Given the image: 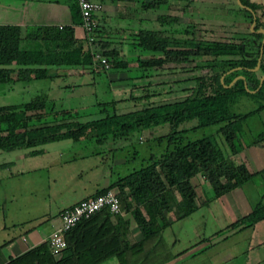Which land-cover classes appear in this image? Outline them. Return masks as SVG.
<instances>
[{
	"label": "trees",
	"instance_id": "trees-1",
	"mask_svg": "<svg viewBox=\"0 0 264 264\" xmlns=\"http://www.w3.org/2000/svg\"><path fill=\"white\" fill-rule=\"evenodd\" d=\"M170 1L176 0L139 1V7L143 13L156 11L161 5L169 6ZM237 1L238 9L249 17V23L254 18L251 29L247 28L245 34L237 38L238 42L196 39L193 23L173 27L176 18L163 14L156 16L158 29H137L126 35L127 44L133 49L158 54L146 60L134 58L133 67L128 60L118 57L117 50H107L105 42H97L108 64L107 69L97 75L123 71L129 79H144L149 76V70L161 69L172 61L184 63L182 71L190 70L186 69L188 66L194 70L202 66L209 70L218 68L219 74L240 70L242 78L234 80L229 87L220 86L219 90L204 94L198 91L195 82L179 99L153 105L146 103L120 112L115 106L125 99L114 98L62 113L53 111V103L45 95L0 106V151L30 149V155L41 153L42 146L51 142L128 139L133 133L140 134L161 124L168 126L167 133L150 138L157 139L158 145L164 142V146H158L156 153H149L139 168L117 177L94 193L113 191L120 212L129 214L139 239L128 240L129 220L103 209L79 220L63 234L65 247L57 257L51 255L45 240L3 264H99L108 258H115L119 264H162L170 257L161 238L162 230L170 225L165 214L171 213L177 220L204 203L196 196L197 185L193 180L196 176L203 179L216 198L259 173H250L243 162L233 161V157L245 148L240 138L242 124L247 117L264 111V41L261 43L262 34L257 32L258 29L264 31V24L256 15L258 4ZM69 11L72 23L79 25L75 2ZM94 36L97 38V29ZM258 58V67L253 70ZM92 66L84 36L76 37L71 25H32L25 26L21 32L17 25L0 24V84L52 80L67 76L70 69H88L91 74L94 73ZM259 78L262 80L258 85ZM242 100L252 102L254 107L244 112L235 110ZM211 125L217 126L215 134L221 137V146L211 136L186 138L189 132ZM261 143L264 144V127L250 141L251 145ZM6 164L1 163L0 167ZM260 173L264 175V168ZM167 191L178 196L172 209ZM261 220H264V202L259 200L247 214L229 226L240 230Z\"/></svg>",
	"mask_w": 264,
	"mask_h": 264
},
{
	"label": "rangeland",
	"instance_id": "rangeland-1",
	"mask_svg": "<svg viewBox=\"0 0 264 264\" xmlns=\"http://www.w3.org/2000/svg\"><path fill=\"white\" fill-rule=\"evenodd\" d=\"M249 1L259 5L256 15L264 24V0ZM158 14L175 17L173 27L193 23L194 37L203 40L238 42L237 38L244 35L250 26L249 17L238 9L236 0L170 1L169 6L161 5L156 11L148 10L143 13L142 28L158 29ZM157 55L143 52L141 59ZM132 65L133 62L129 66ZM184 67L182 62H168L161 69L149 70L147 78L125 79V87L116 90H110L105 74L72 76L73 69L67 76L52 80L0 84V106L19 104L36 95H45L49 102L52 101L53 111L62 113L114 98L125 99L124 103H117L115 106V110L120 112L121 109L127 111L146 103L153 105L179 99L185 96L195 82L198 83L200 93H213L220 86L229 87L237 79L234 76L242 75L238 69L219 74L218 68L209 70L202 66L194 70L188 66L186 69L190 70L182 71ZM99 71L101 70L96 68L93 72ZM70 86H75L73 92L69 90ZM253 107L252 102L242 100L234 109L244 112ZM216 127L211 125L197 129L189 132L186 138L211 136L221 146L222 139L215 134ZM263 127L260 115L246 118L240 137L245 147L252 146L251 139ZM167 132V124H161L143 130L140 134L133 133L128 139L98 142L88 138L76 142H51L43 145L42 152L35 155L28 154L30 149L0 151V162H7L0 172V216H3L6 223L20 222L27 226L36 224L38 220L53 218L64 202L77 198L78 194L72 191L74 186H89L86 183L90 177L97 181L110 178L115 180L130 170L139 168L149 153H156L158 146H164V142L158 145L157 139L150 138ZM254 146L259 149L256 152L258 156L264 155L263 143ZM52 151L55 152L57 161L50 160V154L44 156L46 152ZM246 154V159L249 160L247 164L254 170L252 173H259L254 174L247 184L239 186L242 190L236 193H241L250 202L252 209L259 200L264 202V175L260 173L263 163L255 160L254 152L248 151ZM240 155L235 156L236 160ZM87 166L90 169L84 170L80 178V170ZM205 189H198L197 192V195H201V200H204L201 207L186 217L174 220L162 230L161 238L170 256L162 264H264V242L257 243L264 239V220L240 230L238 227L230 228L229 224L236 219L234 208L228 203V199L213 197L207 185ZM173 194L175 193H167L171 204H174Z\"/></svg>",
	"mask_w": 264,
	"mask_h": 264
},
{
	"label": "crops",
	"instance_id": "crops-1",
	"mask_svg": "<svg viewBox=\"0 0 264 264\" xmlns=\"http://www.w3.org/2000/svg\"><path fill=\"white\" fill-rule=\"evenodd\" d=\"M93 1L97 2L100 5V10L97 11L94 15V18L97 22V42H105V47L107 50L112 48L117 50L118 57H120V59L122 60H128L130 62L129 65L132 63L134 58L141 59V57L143 56V52L137 51L133 49L131 45L127 44L126 35H129L131 32H134L137 29H143V10L139 7V1L143 0ZM73 2L74 0H0V24L17 25L21 32L23 31L25 26L32 25H71L74 28V33L76 37H82V29L78 24L74 25L71 20L69 10ZM97 46L99 48L98 43ZM133 66L134 65H132L131 67ZM92 69L93 70L91 71L95 72L96 68L93 67ZM71 71V69L68 70L66 72V75H68V72L70 73ZM73 72L74 73H72V76H81L83 74H87L89 70L73 69ZM100 72L101 71H99L98 73ZM98 73L92 74L97 75ZM105 75H107L110 90H112V88L116 90L125 87V79L129 80V75L123 71H115L111 73L109 72L105 73ZM69 90L73 92L75 90V87L70 86ZM259 115L262 121L264 122V111H262ZM65 147H68V145H66ZM248 151L254 152L255 160H260V162L263 163V169L264 155L262 154L258 156L256 152L259 151V149H257L255 146L253 147V145L251 147L247 146L243 150H241L237 154V156L241 154L238 160H236L237 156L235 155L236 157H233V161L235 163L243 162L247 170L252 173V171L254 170H251L249 168V165L247 164V161L249 160L246 159V152ZM42 154H44V152ZM46 154H50L48 157L50 160L57 161L55 152H46L44 156ZM1 163L4 162L1 161L0 164ZM3 169L4 167H0V172ZM89 169V166L81 169L78 176L81 178L83 171ZM110 179H105L104 181H97V179L90 177L86 183L89 186H74L75 188L72 189V191L78 194L77 198L70 199L64 202V204H62V206L58 208V211L53 218L38 220L36 221L37 223L34 225L27 226V224L25 223H12L10 221L6 223L3 216H0V264L6 262L9 258L18 256L19 254L35 246L36 244L45 241L48 235L52 232V230L59 224L58 212L60 210L69 207L82 199L91 197L97 190L106 187L109 183L113 181ZM193 180L194 183L197 185L195 188L196 196L197 198L199 197L201 199V195H197V192L198 189L200 191H203L202 189L206 188V183L200 176H196ZM247 182H249V180ZM247 182L245 183L247 184ZM238 190L242 189L235 188L229 193L222 195V197L228 199V203L234 208L236 219L240 216L247 214L251 210L250 208L252 207L249 204L250 202L246 201L241 195V193H236L239 192ZM168 192L173 193V191H167L166 197ZM171 196L173 202L175 203L178 199V196L176 194H173ZM167 199L172 209L173 204H171L169 197H167ZM199 207L201 206H198L197 209ZM119 215L122 219L129 220L127 228L128 240L130 242H133L139 239V233L136 230L132 220L130 219L129 214L120 212ZM164 217L169 224L174 221V218L171 213H166ZM263 242L264 239L258 241L257 243L261 244ZM99 264H119V262L115 258H108Z\"/></svg>",
	"mask_w": 264,
	"mask_h": 264
},
{
	"label": "built area",
	"instance_id": "built-area-1",
	"mask_svg": "<svg viewBox=\"0 0 264 264\" xmlns=\"http://www.w3.org/2000/svg\"><path fill=\"white\" fill-rule=\"evenodd\" d=\"M74 2L80 18L79 26L87 42L92 65L100 70H106L108 67L107 61L101 56V51L97 46V39L94 36L97 28L94 15L100 10V5L93 0H74ZM103 209L111 215L120 213L118 200L111 190L82 199L71 207L62 210L58 214L59 224L46 238L51 255L57 257L65 247L63 234L67 230L73 227L79 220L87 219L95 212Z\"/></svg>",
	"mask_w": 264,
	"mask_h": 264
},
{
	"label": "water",
	"instance_id": "water-1",
	"mask_svg": "<svg viewBox=\"0 0 264 264\" xmlns=\"http://www.w3.org/2000/svg\"><path fill=\"white\" fill-rule=\"evenodd\" d=\"M236 2L238 3V1L236 0ZM253 17H252V22L250 23V26H249V29H251V27H252V25H253ZM257 32H260L261 34H262V39H261V43L264 41V31L262 30V29H258L257 30ZM260 52H261V49H259V56H260ZM258 61H259V58L257 59V62H256V65H255V67L253 68V70H255V69H257V67H258ZM234 78H242V76H240V75H237L236 77H234ZM234 80V79H233ZM232 80V81H233ZM261 80H262V78H259V81H258V85L260 84V82H261ZM231 81V82H232ZM231 84V83H230ZM229 84V85H230ZM243 87H245V84H243Z\"/></svg>",
	"mask_w": 264,
	"mask_h": 264
}]
</instances>
